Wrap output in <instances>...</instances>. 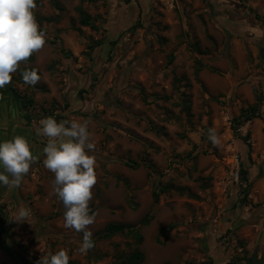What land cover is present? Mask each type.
<instances>
[{"label":"rangeland","instance_id":"rangeland-1","mask_svg":"<svg viewBox=\"0 0 264 264\" xmlns=\"http://www.w3.org/2000/svg\"><path fill=\"white\" fill-rule=\"evenodd\" d=\"M35 2L46 43L0 88V143L23 136L38 160L19 187L0 185V264L61 249L69 264H129L136 252L140 264H264V0ZM49 116L87 121L96 145L86 253L43 164L35 130ZM21 207L28 221L9 222ZM112 224L133 232L103 238Z\"/></svg>","mask_w":264,"mask_h":264},{"label":"clouds","instance_id":"clouds-1","mask_svg":"<svg viewBox=\"0 0 264 264\" xmlns=\"http://www.w3.org/2000/svg\"><path fill=\"white\" fill-rule=\"evenodd\" d=\"M36 7L35 0H0V88L10 84L12 74L21 64L45 46V34L39 30L33 11ZM22 77L32 86L41 80L36 70H24ZM39 124L36 135L47 138L43 164L55 175L53 192L65 208L64 227L83 233L80 251L86 253L94 247L89 228L94 224L96 214L89 205L92 189L97 183V159L88 154L96 147L88 122L64 120L58 123L49 116L41 119ZM208 139L214 146H219L220 139L214 128L208 130ZM31 147L29 141L19 135L0 143V166L4 169L0 172V185L9 189L20 186L32 164L38 160ZM30 215L29 208L21 207L9 217V222L23 223ZM69 260L68 253L61 249L55 254L41 256L36 264H69Z\"/></svg>","mask_w":264,"mask_h":264},{"label":"trees","instance_id":"trees-1","mask_svg":"<svg viewBox=\"0 0 264 264\" xmlns=\"http://www.w3.org/2000/svg\"><path fill=\"white\" fill-rule=\"evenodd\" d=\"M77 11H78V14H79V24H80V26H82V27H89L92 30H95L96 31V28L92 24V20H91L90 16H88L80 8H78ZM26 70H35V69L30 68V69H26ZM261 102H262V99L261 98H258L257 104L254 107L250 108L248 111H244L240 115V117H242L245 121H248V120H251L253 118L258 117V105ZM31 103L32 102L30 100H28L26 103L23 104V106L24 107H26V105L27 106H30ZM235 123H236L235 124L236 126L240 124V122L238 120H236V119H235ZM155 199H157V196H155ZM126 231H129L130 233L133 232V230L131 228H128L125 225L112 224V225H109L108 227H106V229L103 232L102 237L103 238H110V237H112L114 235H117V234H123ZM4 234H5L4 222H3L2 216L0 215V251L3 252V253H8V248L5 245L4 240H3ZM134 235H135V237H136V239H137L138 242H141L142 241V237H140L137 234H134ZM142 261H143V255L141 253H139V252L133 253L129 257V259H128L129 264H140Z\"/></svg>","mask_w":264,"mask_h":264},{"label":"water","instance_id":"water-1","mask_svg":"<svg viewBox=\"0 0 264 264\" xmlns=\"http://www.w3.org/2000/svg\"><path fill=\"white\" fill-rule=\"evenodd\" d=\"M260 263H261V262H260ZM250 264H258V263H255V262H252V261H251Z\"/></svg>","mask_w":264,"mask_h":264}]
</instances>
